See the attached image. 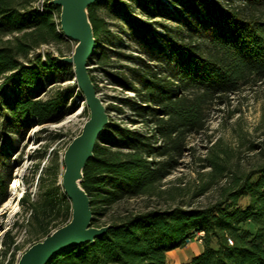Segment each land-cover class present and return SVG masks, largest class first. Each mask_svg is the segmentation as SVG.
<instances>
[{
    "label": "trees",
    "instance_id": "obj_1",
    "mask_svg": "<svg viewBox=\"0 0 264 264\" xmlns=\"http://www.w3.org/2000/svg\"><path fill=\"white\" fill-rule=\"evenodd\" d=\"M35 1L0 0V205L7 199L13 169L21 163L11 158L12 140L6 134L21 135L27 126L60 121L67 114L65 98L72 96L57 91L47 99L37 97L45 81L71 76L72 66L51 53L29 61L41 44L63 40L59 7L45 0L38 8ZM113 1L96 0L87 8L94 37L88 62L94 59L133 93L134 98L123 101L132 112L129 122L140 128L108 117L80 181L91 225L108 227L92 242L60 250L46 264H167L168 251L198 234L202 248L183 264H264V160L230 178L221 199L207 207L116 208L128 199L158 195L157 186L183 154L187 137L205 128L210 107L225 105L229 95L264 80V0H171L165 15L175 26L161 24V32L128 18L126 35L138 45L135 60L141 70L135 81L123 71L110 74V54L97 49L99 37L110 35L100 6L114 18L119 8ZM143 7L146 13L157 10L147 2ZM88 72L96 90L90 67ZM209 163L211 179L223 174L215 155ZM29 211L42 238L71 213L69 201L54 185L29 204ZM7 252L8 247L3 256ZM16 261L11 253L4 264Z\"/></svg>",
    "mask_w": 264,
    "mask_h": 264
},
{
    "label": "rangeland",
    "instance_id": "obj_2",
    "mask_svg": "<svg viewBox=\"0 0 264 264\" xmlns=\"http://www.w3.org/2000/svg\"><path fill=\"white\" fill-rule=\"evenodd\" d=\"M44 1L36 0L35 4H42ZM113 2H117L119 8V14L114 18L106 15L109 8H105L104 4L100 6L99 14L109 24L110 35L103 34L99 37L97 49L104 48L110 54V63L113 64L112 68H107L110 74L123 71L130 80L135 81L141 73L135 60L139 55L138 45L131 43L126 35L130 26L127 20L136 18L147 23L150 31L154 29L157 32H161V24L175 26L171 18L165 15V10L171 9V0ZM145 2L150 5V10L156 8V12H144ZM6 38L7 36L3 37L1 42ZM75 43V40L63 37L57 43L41 44L29 54V61H33L36 55L44 59L46 53H51L55 58L70 56ZM128 55L132 58H127ZM88 67L96 83L97 96L108 117L127 126L140 128L139 124L129 122L132 112L123 101L134 98L133 93L113 81L94 59L88 62ZM44 85L37 96L40 99H47L57 91H68L72 96L67 95L65 98L67 114L60 121L27 126L21 135L13 132L6 134L12 140L11 158H19L21 163L13 169L7 187V199L0 205L2 264L11 253L18 258L32 243L42 238L29 218V204L39 201L44 189L53 185L61 188L63 151L72 137L80 132L89 116L73 73L64 81H45ZM6 92L9 94L10 86L6 88ZM227 102L225 105H212L205 128L187 137L183 154L176 157V163L169 167V173L157 186L158 195L128 199L116 208L125 211L143 210L147 205L160 209L173 206L207 207L221 199V193L230 185V178L260 164L264 160V80L229 95ZM214 155L224 169L221 176L211 179L213 170L209 161ZM52 229L54 228L51 227ZM6 230L10 231L7 237L4 235ZM202 245L200 234L192 237L182 247L166 253L167 264L188 262L192 255L201 250ZM6 247L8 252L3 256Z\"/></svg>",
    "mask_w": 264,
    "mask_h": 264
},
{
    "label": "water",
    "instance_id": "obj_3",
    "mask_svg": "<svg viewBox=\"0 0 264 264\" xmlns=\"http://www.w3.org/2000/svg\"><path fill=\"white\" fill-rule=\"evenodd\" d=\"M96 0H49L59 7L58 24L62 36L76 41L70 56H56L72 65L76 85L82 93L89 116L80 132L72 137L62 154L60 178L62 192L70 203V218L42 239L32 243L17 258L15 264H46L60 250L92 242L108 225H91L89 199L80 186L82 169L92 156L95 142L108 122V114L90 79L88 59L94 49L93 31L87 8Z\"/></svg>",
    "mask_w": 264,
    "mask_h": 264
},
{
    "label": "built area",
    "instance_id": "obj_4",
    "mask_svg": "<svg viewBox=\"0 0 264 264\" xmlns=\"http://www.w3.org/2000/svg\"><path fill=\"white\" fill-rule=\"evenodd\" d=\"M36 6L38 7V8H41V4H36ZM227 242H228V244H232V240L231 239H227Z\"/></svg>",
    "mask_w": 264,
    "mask_h": 264
}]
</instances>
